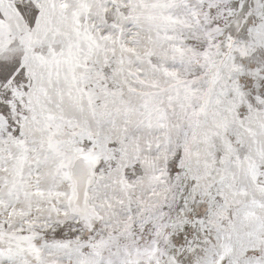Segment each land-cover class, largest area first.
<instances>
[{"label": "snow or ice", "instance_id": "1", "mask_svg": "<svg viewBox=\"0 0 264 264\" xmlns=\"http://www.w3.org/2000/svg\"><path fill=\"white\" fill-rule=\"evenodd\" d=\"M0 264H264V0H0Z\"/></svg>", "mask_w": 264, "mask_h": 264}]
</instances>
